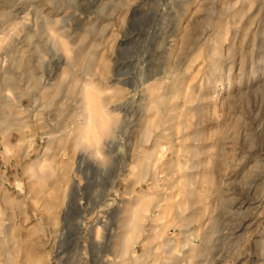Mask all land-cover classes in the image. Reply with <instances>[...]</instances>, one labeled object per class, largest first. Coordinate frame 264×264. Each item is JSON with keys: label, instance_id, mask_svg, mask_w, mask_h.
Instances as JSON below:
<instances>
[{"label": "rangeland", "instance_id": "374dc122", "mask_svg": "<svg viewBox=\"0 0 264 264\" xmlns=\"http://www.w3.org/2000/svg\"><path fill=\"white\" fill-rule=\"evenodd\" d=\"M125 3L0 0V46L17 61L29 54L19 72L11 64L6 72L22 75L21 91L35 86L18 108L0 105V205L28 198L16 214L19 237L32 240L22 264L29 255L31 264H264V0ZM190 21L199 22L194 40ZM102 42L81 68L91 83L82 77L70 96L62 70L49 79L48 65L75 59V44ZM157 51L166 66L137 95L125 166L93 197L78 166L68 175L71 143L61 151L55 138L76 117L87 145L99 146L93 139L128 103L113 93L124 88L117 67ZM48 174L43 188L29 183Z\"/></svg>", "mask_w": 264, "mask_h": 264}, {"label": "clouds", "instance_id": "9594fccd", "mask_svg": "<svg viewBox=\"0 0 264 264\" xmlns=\"http://www.w3.org/2000/svg\"><path fill=\"white\" fill-rule=\"evenodd\" d=\"M136 2L137 0H126L124 6L128 7ZM205 2L206 0H197L198 4ZM197 10L202 11L203 9L198 8ZM58 23L56 22V24ZM189 23L192 25L190 33L191 38L194 40L199 35V22L190 21ZM216 24H218V21L213 23L214 28ZM53 26L55 27V24ZM104 48L105 44L103 42L98 45L94 44L91 48H82L80 44H75L73 46V51L76 53L75 59L69 58L65 63H57L54 67L51 64L48 65L52 73L49 79H55L62 70L63 75L60 76L61 86L66 87L71 96L77 88L83 87L82 77H85L88 83H91L95 78L94 74L90 72L82 73L81 68L88 61H94L96 53ZM109 51L111 50L109 49ZM0 53H3L0 56V74H3L2 79H0V105H3V102L7 100L9 105L18 108L19 100L27 98L35 90V86L21 91L19 85L23 83L22 75L19 79L9 76L6 68L11 64L19 72L20 68L25 64L24 57L29 54L27 49H24L19 53L21 59L17 61L14 54L5 52L3 46H0ZM111 54L114 55V53ZM59 59L63 60V57H59ZM47 61L48 57L41 55L40 65L43 66ZM101 63L106 67L110 66L108 60H101ZM165 66L166 53L157 51L152 55L151 59H147L146 53L134 67H117L116 78L118 83L123 82L124 88L117 87L113 89V93L117 95L123 94L128 103H121V107L115 110L111 123L103 133L102 142L99 146L93 144L89 147L87 145L84 138L79 134V129L73 124V119H78L76 117L70 118L68 121L69 126L65 127L64 131L55 138L59 140L61 151L67 149L69 143H71L68 175L74 176L75 173L72 172V169L78 166L84 177L81 180V185L87 182L93 197L97 194L103 197L105 186L112 182L114 178H119V174L125 166V140L132 134L130 130H134L138 114L142 112L143 101H138L137 95H143L146 91H150L153 88V83H149V81H154V78L159 79L160 72ZM40 79L43 81V76ZM113 93L106 92L104 94L111 96ZM118 103L120 102L118 101ZM20 114H24L23 110H20ZM74 132L76 133L75 137L73 135ZM78 152L81 153V158L78 162H75L74 158ZM51 178L50 174L39 177L34 176L30 178L29 183H31V179H39L37 187L43 188L45 181ZM67 182L65 181V183ZM81 196L82 193L79 188H76L72 193L74 200L79 199ZM27 199L25 197L20 202L5 199L3 205H0V264H22L21 253L29 254L31 251V237L21 239L18 235L21 228L16 222L17 211H20L21 215L25 214L23 209ZM97 239L99 240V238ZM106 243L105 240H100L98 247L102 248L106 246ZM172 254L174 255L175 253ZM28 264H31L30 255Z\"/></svg>", "mask_w": 264, "mask_h": 264}, {"label": "bare ground", "instance_id": "6f19581e", "mask_svg": "<svg viewBox=\"0 0 264 264\" xmlns=\"http://www.w3.org/2000/svg\"><path fill=\"white\" fill-rule=\"evenodd\" d=\"M76 4V3H75ZM24 24V23H23ZM25 25H26V23L24 24V26L23 27H25ZM27 25H29V24H27ZM26 25V26H27ZM38 28V27H37ZM33 29V28H32ZM84 110V109H83ZM86 111V110H85ZM88 113H89V111H87ZM84 114V113H83ZM86 114V113H85ZM87 115V114H86ZM90 116H91V113L89 114ZM51 135V134H50ZM165 137V136H164ZM162 139V137L159 139V140H161ZM94 141H95V143L96 144H100L101 142H102V140H101V138L99 137V138H97V137H95L94 139H93ZM143 140V139H142ZM158 140V141H159ZM86 142H87V140H85ZM148 141V140H147ZM157 141V142H158ZM49 142H50V140H49ZM150 217V216H149ZM216 228H218V227H216ZM152 238L151 237H149V238H146L145 239V242H147V241H150ZM192 251V250H191ZM191 253H193V251L191 252ZM118 258V257H117Z\"/></svg>", "mask_w": 264, "mask_h": 264}]
</instances>
